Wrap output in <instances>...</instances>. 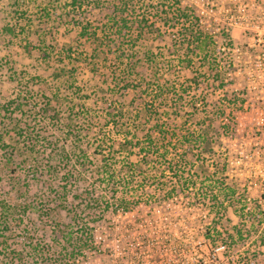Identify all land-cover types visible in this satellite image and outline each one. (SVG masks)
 <instances>
[{
  "label": "trees",
  "instance_id": "1",
  "mask_svg": "<svg viewBox=\"0 0 264 264\" xmlns=\"http://www.w3.org/2000/svg\"><path fill=\"white\" fill-rule=\"evenodd\" d=\"M100 1L108 14L97 24L82 16L87 0H57L53 13L44 15L49 21L33 16V32L20 27L27 37L28 53L37 40L39 53L50 58L52 82L57 87L51 97L42 87L45 100L40 113L54 140L45 158L29 163L17 145L5 151L4 134H14L13 141L18 143L24 132L31 135L34 129L30 130V123L23 129L13 115L0 119V148L7 166L3 172L11 187L0 195L1 264L90 263L107 255L97 239L104 240L107 223L116 216L133 214L145 205L152 209L168 205L181 200V193L190 197L193 190L207 208L204 215L215 221L204 238L214 248L225 244V252L232 257L236 250L232 242L244 246L250 239L244 264H264V207L258 201V209H248L250 199L242 188L229 183L230 163L223 142L236 131L235 106L245 104L239 93L226 91L233 79L227 78L229 67L218 64L222 50H234L237 43L225 30L215 36L188 0ZM20 4L21 13L27 14L29 5ZM64 25L71 27L77 39L76 52L88 51L81 55L89 74L83 87L64 76L75 72L73 66L79 62L72 58L73 47L60 44L58 35ZM17 28L12 16L3 26L6 34L13 35ZM44 46L53 49V54L43 51ZM204 84L212 86L214 95L216 90L223 91L225 99L201 107L195 94ZM146 96L151 101L144 100ZM139 100L142 107L137 106ZM23 104L16 100V109ZM91 106H99L101 115ZM3 111L0 107V115L5 116ZM21 164L34 168L25 177L31 176L33 185L29 182L24 192L17 190L19 183L11 178L13 168ZM135 183L137 187L151 184L157 193L144 201ZM228 208L246 219H240L232 231L225 224ZM30 214H36L40 222L50 221L53 242L41 243L37 233H29L16 245L12 225L17 220L25 222ZM244 222L248 224L245 232L241 229ZM115 229L110 228L111 232ZM178 245L133 242L122 248L118 262L161 264L172 250L176 258L181 257Z\"/></svg>",
  "mask_w": 264,
  "mask_h": 264
},
{
  "label": "rangeland",
  "instance_id": "2",
  "mask_svg": "<svg viewBox=\"0 0 264 264\" xmlns=\"http://www.w3.org/2000/svg\"><path fill=\"white\" fill-rule=\"evenodd\" d=\"M18 1H20L19 4L17 0H0V107H4L3 113H6H4L5 116L1 114L0 119H7L6 117L13 115L16 121H21L19 124L23 129H27V125L30 123V130L34 129L33 134L26 135L24 132L18 143L13 141L14 134H4V143L7 145L4 149L11 152L12 147L17 145L25 153L24 157L30 158L29 163L35 164L40 162L43 157L45 158L44 155L47 154L48 149H51V141L54 140L51 130L42 121L40 109L45 99L41 96V89H43L42 87L46 88L47 96L51 97L57 86L52 82V69L48 63L50 58L42 56L43 54L39 53L36 48L40 41L32 42L36 47L28 53L25 48L27 37L25 38V34L21 33V28H26L28 33L33 32L32 29L35 28L33 16L49 21L50 18L44 17V15L48 11L50 14L53 13V5L57 0ZM87 1L88 6L86 7L88 8L82 9V16H87L86 18L97 24L108 14V9L102 5L100 0ZM188 1L197 7L202 15L203 24L216 32L215 36H219L221 31L225 30L230 32L233 41L237 43V48L234 50L229 52L222 50L218 63L222 67H229L230 73L227 78L232 77L233 79V83H229L230 86L226 91L239 93V100L245 102L242 108H239L240 104L235 106V111L238 113V125L235 126L234 135L223 140L227 151L225 156L230 163L228 173L229 179L232 180L230 179L229 183H234L237 187L242 188L241 192L250 199L248 209L251 206L256 207L258 201H261L262 207H264V0ZM20 3L29 5L27 14L21 13L23 6ZM62 6L64 9H68L66 4H62ZM10 15L13 23L18 25L15 35L6 34L3 30V26L8 23L11 17ZM51 17L54 16L51 15ZM64 26L65 28L58 35L60 44L64 47H73L72 58L80 63L73 66L77 70L72 72V77L70 74L64 76L66 80H74L76 87H83V81L89 74L85 64L81 62L83 61L81 55L88 51L84 52L80 49L76 52L77 39L74 38L71 27ZM42 49L53 54V49L48 46H44ZM70 69L72 68L69 66L68 70ZM235 69H237L236 73H234ZM183 73L186 74V72ZM76 78L77 82H75ZM32 81L34 82L32 83ZM207 87H209L208 84H204L195 94L201 107L207 102L216 103L220 99H225L223 91L216 90L214 95L211 91L212 86ZM146 98L144 100L151 101V99L148 100L149 96ZM16 100L23 101L22 108L16 109ZM129 100H131V96ZM139 102L140 105L137 104V106L142 107V101L139 100ZM91 107L97 111L96 115H101L99 106ZM2 153L0 148V178H2L0 195L4 188H11L8 185L7 178L9 176L3 172L7 166L5 160L2 159L4 157V153ZM31 169L34 168L25 166V164L13 168L11 178L19 183L17 190L20 192L25 191L29 182H32L33 185L31 176L25 178L27 175H31L29 173ZM123 183L124 181H122V185H124ZM134 185L137 187V183ZM153 187L155 186L145 183L134 189L141 194L139 197H144V201H147L145 198H150L148 196H154V193H157ZM241 192L239 191V193ZM189 196L181 193V200L175 199L168 205H155L154 209L151 208V205H145L140 210H135L133 214L116 216L113 222L107 223V234L104 236V240L99 237L97 239L98 244L103 247L102 250L106 249L107 255L103 253L104 255L90 260V263L81 262L80 264H120L118 257L126 244L138 242L142 245V242L149 243L151 241L161 242L166 247H168V243L173 242L179 244L177 249H180L181 245V257L176 258L175 251L172 250L168 255H164L162 264H244L248 257L247 249L251 247L252 240H246L244 246H236L235 242H232V245L236 247L233 257L225 252V244L214 248L211 241L204 238V233L215 225V221L212 217L204 215L207 208L201 203L200 195H197L195 190L190 191ZM11 197L13 199L15 196ZM13 202H15L14 199ZM253 209H251L252 212H254ZM256 209L258 208L256 207ZM35 215L30 214L31 218L28 216V218H24L25 222L17 220L13 223L11 230L15 236L16 245H21L22 241H25L24 238L29 237V233H32L31 235L37 233V237L43 241L41 243L53 242L54 238L50 235V221L40 222V219ZM227 215L225 224L231 231L241 223V220H246L245 216H236L233 208H228ZM242 225L244 227L241 229L244 232L248 230L246 222ZM111 227L116 228L114 232H111ZM45 233L48 235L43 237Z\"/></svg>",
  "mask_w": 264,
  "mask_h": 264
},
{
  "label": "built area",
  "instance_id": "3",
  "mask_svg": "<svg viewBox=\"0 0 264 264\" xmlns=\"http://www.w3.org/2000/svg\"><path fill=\"white\" fill-rule=\"evenodd\" d=\"M162 264V263H161Z\"/></svg>",
  "mask_w": 264,
  "mask_h": 264
}]
</instances>
